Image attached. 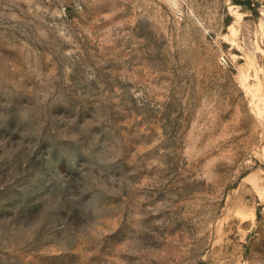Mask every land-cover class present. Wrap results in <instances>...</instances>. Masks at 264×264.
I'll return each mask as SVG.
<instances>
[{
	"label": "rangeland",
	"instance_id": "1",
	"mask_svg": "<svg viewBox=\"0 0 264 264\" xmlns=\"http://www.w3.org/2000/svg\"><path fill=\"white\" fill-rule=\"evenodd\" d=\"M0 0V264H264V0Z\"/></svg>",
	"mask_w": 264,
	"mask_h": 264
},
{
	"label": "trees",
	"instance_id": "2",
	"mask_svg": "<svg viewBox=\"0 0 264 264\" xmlns=\"http://www.w3.org/2000/svg\"><path fill=\"white\" fill-rule=\"evenodd\" d=\"M236 2L241 3V4L249 3L248 5L250 9H254V6L252 5L251 0H237Z\"/></svg>",
	"mask_w": 264,
	"mask_h": 264
}]
</instances>
